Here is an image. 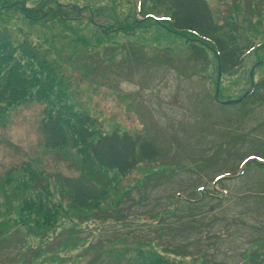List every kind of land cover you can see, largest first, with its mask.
Here are the masks:
<instances>
[{"label":"rangeland","instance_id":"1","mask_svg":"<svg viewBox=\"0 0 264 264\" xmlns=\"http://www.w3.org/2000/svg\"><path fill=\"white\" fill-rule=\"evenodd\" d=\"M40 1L17 0L24 7ZM57 1L82 8L67 22L75 32H43L11 3L7 31L0 30L15 36L7 25L18 26L30 44L44 33L55 46L48 48L52 77L38 64L42 89L92 118L97 132L143 133L161 155L119 176L75 145L73 119L65 120L68 144H45L40 122L48 101L28 97L0 110V264H142L139 250L155 247L183 255L173 254L184 264H264V168L244 166L264 156V97L228 103L264 76V0H207L216 17L247 21L242 42L254 44L218 84L214 53L193 61L186 36L155 21L120 28L123 19L133 21L139 0ZM80 176L106 190L105 199L83 208L69 203L63 180ZM22 212L38 221L52 212L48 222L66 230L53 237L52 227H36Z\"/></svg>","mask_w":264,"mask_h":264},{"label":"trees","instance_id":"2","mask_svg":"<svg viewBox=\"0 0 264 264\" xmlns=\"http://www.w3.org/2000/svg\"><path fill=\"white\" fill-rule=\"evenodd\" d=\"M6 3L11 4L8 6ZM7 6H17L19 11L25 15L24 18L28 20L29 24L38 25V28H41L43 32L45 30H53L54 27L59 28V31L71 30L75 32V29L72 30V27L67 26V22L71 21V19L78 20L82 10L79 6L70 7L68 4H61L57 0H42L31 7H24L23 2H17V0H0V28L6 31L4 21L7 19L5 14ZM84 8L88 9L87 6ZM160 10V13L163 14H158ZM88 12L90 13V16H88L89 23L96 28L97 24L92 19V10L88 9ZM228 16L216 17L207 0H139L134 10L133 18H131L133 21L123 19L120 28L127 29L130 27L132 29L133 23L155 21V23L168 31L188 38L186 47L193 61L207 62V50L212 51L215 55L217 71L218 64L220 66L221 76L238 70L242 66L245 55L252 50L254 45L253 41L249 43L242 42L241 32L245 28H243V25L248 28V22ZM158 17L160 18L158 19ZM257 18L259 19V17ZM7 26L12 28V32L14 29L19 31V33L14 32L15 36H10L7 32L0 30V110L5 107L7 110L12 105L28 97L36 100L39 97L44 102L48 101L50 104L46 108L45 117L40 122V131L44 137L45 144L51 147L68 144L71 138L68 137L70 135L65 131V120L71 121L73 119L74 124L70 123V127L75 133V145L82 149L85 154L93 157L100 169L116 172L119 176H127L142 163L156 161L161 152L155 142L145 134L120 132L117 130H113L110 133L97 132L92 118L86 115L82 116V113L79 112L76 114L71 108L72 104L70 102H55L56 97L49 95L45 88L42 89L45 83L43 80L38 79V64L46 77H52L53 68L47 65L50 61L48 48L55 46V42L48 47L46 42L49 39L43 33L38 37L37 43L31 42L32 44H30L28 41H23L22 38H27L22 28L13 25ZM113 28L112 31L116 30V27ZM94 34L98 35V32L96 31ZM55 36L57 34H52L53 38ZM57 37L62 38L64 36L60 35ZM82 39H84L83 36ZM38 42L41 43L38 44ZM40 50L42 51L37 59V51ZM23 58L24 60L27 58L29 61L21 64V67L16 66L17 61H22ZM39 82L40 85L38 86ZM58 87L61 88L63 86L59 84ZM61 89L58 90V94L66 95V92ZM246 92L247 94L242 100L236 101L238 99L236 98L234 101V99L228 98V102L244 105L247 102L263 101L264 76L259 77L249 85ZM218 95H220V91ZM69 114L73 118L70 119ZM251 158L252 160H249ZM258 158L264 160V156L257 155L248 158L246 163L256 164L264 168V161ZM247 164H245V167ZM241 171L243 170L240 169ZM233 174L231 176H236L238 172L234 171ZM63 187L69 191L71 200L69 203L78 208L92 204L95 199H105L106 190L96 189L95 184L86 182L85 178L81 176L64 178ZM179 197H184V195L180 194ZM212 197L219 198V196ZM199 198L197 197V200ZM184 199L185 201L193 202L196 197L195 199L191 197ZM162 211L166 210L163 209ZM30 214L22 212L21 216L39 228L42 227L39 224L49 225L48 228L52 227L50 231L53 237L59 232L62 233L66 230L63 226L57 230V226L53 227L54 224L48 222L51 220L49 215H52V212L42 221H38V217L36 219L31 218ZM57 215L59 216V211ZM3 234L0 231V238L4 237ZM139 252L144 259L142 264H159L160 259L164 264H184L182 260L173 254L183 255L169 250L166 251L155 247L151 250H139Z\"/></svg>","mask_w":264,"mask_h":264},{"label":"water","instance_id":"3","mask_svg":"<svg viewBox=\"0 0 264 264\" xmlns=\"http://www.w3.org/2000/svg\"><path fill=\"white\" fill-rule=\"evenodd\" d=\"M219 75H220V66L218 64V78H217V84H218V80H219ZM247 93H244L240 98L236 99V101H239V100H242L245 96H246ZM215 98H217L218 96V85L216 86V90H215ZM235 101V100H234Z\"/></svg>","mask_w":264,"mask_h":264}]
</instances>
